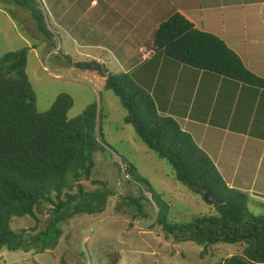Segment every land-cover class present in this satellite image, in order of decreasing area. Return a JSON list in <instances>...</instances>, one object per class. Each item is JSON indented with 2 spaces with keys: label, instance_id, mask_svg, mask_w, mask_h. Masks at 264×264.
Wrapping results in <instances>:
<instances>
[{
  "label": "trees",
  "instance_id": "obj_1",
  "mask_svg": "<svg viewBox=\"0 0 264 264\" xmlns=\"http://www.w3.org/2000/svg\"><path fill=\"white\" fill-rule=\"evenodd\" d=\"M0 1L28 13L36 32L57 49L38 0ZM152 47L156 56L264 89V79L250 72L224 41L198 30L179 12L155 30ZM27 55L28 49L23 48L0 57V250H53L63 224L76 216L101 214L118 197V211L132 220L151 222L150 228H159L166 240H198L203 254L220 245L240 248L216 264H264V214L250 210L252 198L247 193L228 187L209 156L175 119L159 113L152 96L132 74L108 71L104 80V88L119 98L126 111L125 124L171 166L175 181L197 195L198 189L206 188L221 201L217 207L211 205L214 214L174 223L169 219V202L154 194L147 180L125 162L119 169V175L126 177L125 195L116 193V181L94 179L96 163L108 160L101 139L102 110L94 102L70 120L73 98L62 93L46 112H40L26 73ZM15 219H26L27 227L13 230ZM118 260L119 255H113L112 264Z\"/></svg>",
  "mask_w": 264,
  "mask_h": 264
},
{
  "label": "rangeland",
  "instance_id": "obj_2",
  "mask_svg": "<svg viewBox=\"0 0 264 264\" xmlns=\"http://www.w3.org/2000/svg\"><path fill=\"white\" fill-rule=\"evenodd\" d=\"M66 1L70 3L71 0L62 1L60 7L64 9L61 12L64 14L69 11L70 16L62 18L61 25H57L54 20L60 11L46 7V0H38L45 16L46 30L56 36L55 39L49 38L57 44V49L48 44L47 37L36 32L28 13L0 1V57L23 48L28 49L26 73L35 90L40 112H46L62 93L73 98V107L68 112L70 120L79 116L90 104L97 103L103 113L101 139L108 160L104 159L101 165L96 163L97 174L94 179L108 180L111 184L116 181V193L125 195L126 177L124 173L119 175L122 162H125L127 166L135 167L136 173L147 180L154 194L169 202V219L176 220L174 223H188L214 214L215 208L175 181L171 166L158 159L140 141L134 128L125 124L126 111L119 98L104 88L105 78L78 68L91 60L86 55H95L103 61V51L90 46V43H101L100 37L93 33L96 27L103 26V20H99L101 0H97L98 6L94 10L89 8L92 0H82L79 6L75 3L66 4ZM188 1L195 5V0ZM68 5L71 8L69 10L66 9ZM169 9L165 8V14ZM192 9L189 14L195 19L200 18L199 9L196 6ZM159 12L164 13V9ZM203 15L211 30L220 29L222 23L227 24L230 20L229 27L233 30L234 22L239 32L243 21L248 23L259 16L264 19V8L216 9L215 15L208 12ZM54 28L58 30L57 33ZM108 61L112 64L107 66L110 73H123L120 65L114 67V60L109 58ZM260 69L258 72L264 76V67ZM82 182L92 187L91 182ZM257 185L263 186L260 181ZM132 189L135 192L136 185L133 184ZM247 194L252 196L248 205L250 210L255 214H264V195L253 192ZM147 196L151 198L149 194ZM116 200H110L101 214L76 216L63 224L62 235L55 249L38 253L35 249L25 252L2 248L0 264H112L113 255L116 254L119 255L117 264H216L220 258L240 250L238 247L220 245L207 248L203 254L204 247L198 240H166L159 228H150L151 222H138L123 211H118ZM152 217L154 219V215ZM11 227L15 231L26 228L27 220L15 219Z\"/></svg>",
  "mask_w": 264,
  "mask_h": 264
},
{
  "label": "crops",
  "instance_id": "obj_3",
  "mask_svg": "<svg viewBox=\"0 0 264 264\" xmlns=\"http://www.w3.org/2000/svg\"><path fill=\"white\" fill-rule=\"evenodd\" d=\"M62 1L46 0V7L60 11L54 20L57 25H61L62 18L70 16L69 11L61 12L64 9L60 7ZM81 1L71 0L66 4L79 6ZM101 2L99 20H103V26L96 27L93 33L103 44L90 43V46L103 51V61L95 55H86L91 60L85 63L97 61L107 68L112 66L109 58L114 60V67L120 65L123 73L132 74L149 92L162 116L172 117L191 135L228 187L264 195V89L197 70L162 55L156 56L152 47L155 30L179 12L198 30L224 41L250 72L264 79L258 72L264 67V19L259 16L248 23L243 21L237 32L234 22V31L229 27L230 20L222 23L220 29L211 30L203 15L204 12L215 15L216 9H262L264 0H195V5L188 0ZM69 5L68 10L71 9ZM97 6L98 1L92 0L89 8L94 10ZM195 6L200 12L198 19L189 14ZM169 7L165 14V8ZM162 9L164 13L159 12ZM259 181L262 188L257 185Z\"/></svg>",
  "mask_w": 264,
  "mask_h": 264
},
{
  "label": "water",
  "instance_id": "obj_4",
  "mask_svg": "<svg viewBox=\"0 0 264 264\" xmlns=\"http://www.w3.org/2000/svg\"><path fill=\"white\" fill-rule=\"evenodd\" d=\"M81 70H87L89 72H94L99 74L102 78H107L108 71L106 66L103 63L97 62V61H91L89 63H84L78 66ZM199 195H201L204 199V201L212 205L214 207H217L221 204V201L215 198L211 191L206 188H201L196 191Z\"/></svg>",
  "mask_w": 264,
  "mask_h": 264
}]
</instances>
